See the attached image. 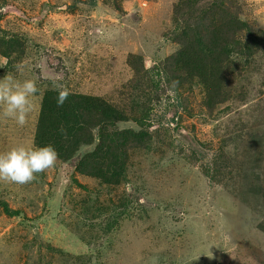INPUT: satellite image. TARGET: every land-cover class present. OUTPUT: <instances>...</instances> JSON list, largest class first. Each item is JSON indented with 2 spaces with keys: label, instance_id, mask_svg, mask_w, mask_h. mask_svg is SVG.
<instances>
[{
  "label": "rangeland",
  "instance_id": "obj_1",
  "mask_svg": "<svg viewBox=\"0 0 264 264\" xmlns=\"http://www.w3.org/2000/svg\"><path fill=\"white\" fill-rule=\"evenodd\" d=\"M74 1L0 0V30L19 39L20 51L0 55V77L35 79L43 90L56 82L123 104L146 71L153 92L133 100L149 103L131 125L164 147L143 155L127 180L107 189L58 163L28 184L0 181V194L21 211H0V264H264V201H253L257 187L238 172L244 163L264 171V151L256 158L264 149V49L258 46L240 70L244 52H235L222 86L215 79L192 92L176 90L162 64L179 48L173 39L182 24L173 13L178 0ZM234 3V14L264 30V0ZM247 38L242 33L236 41ZM196 97L215 106L212 116L193 117L183 107L197 109ZM39 109L33 102L24 126L0 118V152L36 145ZM177 122L206 144L205 155L176 140ZM252 154L256 161L245 162Z\"/></svg>",
  "mask_w": 264,
  "mask_h": 264
},
{
  "label": "trees",
  "instance_id": "obj_2",
  "mask_svg": "<svg viewBox=\"0 0 264 264\" xmlns=\"http://www.w3.org/2000/svg\"><path fill=\"white\" fill-rule=\"evenodd\" d=\"M2 1L5 3L6 0ZM76 1L74 2L77 3ZM96 3V0L87 2L90 6ZM235 5L237 3L235 4L234 0H178L173 13L182 19V24H178L174 15L172 20L174 24L179 25L173 38L179 48L174 54L166 57L162 64L164 73L176 90L192 92L215 79L222 81V86L228 80L230 58L235 52H244L239 64L240 70L249 65L258 46L264 49V30H256L239 12L234 14ZM0 31L3 33L0 34V55L11 58L14 53L19 54L20 51L16 49L19 39L8 38L10 31ZM242 33L249 38L246 42L236 41ZM13 35L17 36V33ZM143 61L140 63H144ZM143 73L146 75L138 78L133 85L131 100L128 98L123 104H115L104 97L68 90L71 93L68 100L62 107H58L57 91L39 88V92L32 98V105L33 102L40 105L38 117L34 122L35 144H53L59 153L58 164H71L72 171L96 178L97 184H101L104 189L121 184L132 173V167L138 166L137 160H143L142 156L155 147H164L148 130L131 125L137 124L143 118L149 103L143 98L140 102L138 99L136 102L133 100L142 97L145 92L149 95L153 92L152 78L149 79L148 72ZM192 103H197L198 108H192L189 104L183 107L190 108L188 111L193 117L212 116V108L215 106L209 103L208 98L199 101L196 97ZM193 111H196L197 115ZM174 133L177 141L196 146L201 156L206 154V144L198 143L192 136L193 132L186 126L177 122ZM253 147L254 145L251 146ZM83 148L89 150L80 155ZM260 151L256 158L262 157L264 149ZM244 161L252 164L256 160L252 154L245 157ZM249 166L250 164L247 166L244 163L238 172L241 181L250 184L249 188L252 189L253 185L257 187L253 201L258 205L264 201V177L259 171V163L258 168L255 165ZM260 168L263 171V166ZM244 172L245 176H242ZM236 176L237 170L236 174L234 170L232 179ZM129 180L127 182H130ZM0 211L11 216H19L21 213L19 208L12 209L9 200L1 194ZM261 229L264 230V225H261Z\"/></svg>",
  "mask_w": 264,
  "mask_h": 264
},
{
  "label": "clouds",
  "instance_id": "obj_3",
  "mask_svg": "<svg viewBox=\"0 0 264 264\" xmlns=\"http://www.w3.org/2000/svg\"><path fill=\"white\" fill-rule=\"evenodd\" d=\"M22 65H16L20 71ZM35 79L17 80L7 73L0 77V118L14 120L24 126L32 111V98L39 92ZM52 90L57 91L56 102L62 107L71 94L53 82ZM59 153L53 144H18L6 152H0V181L24 185L32 182L37 174L54 167Z\"/></svg>",
  "mask_w": 264,
  "mask_h": 264
}]
</instances>
